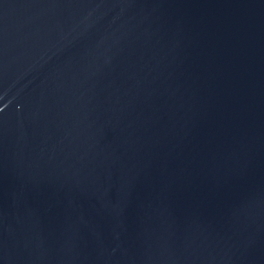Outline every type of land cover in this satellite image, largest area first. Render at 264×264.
I'll list each match as a JSON object with an SVG mask.
<instances>
[{"label": "water", "instance_id": "1", "mask_svg": "<svg viewBox=\"0 0 264 264\" xmlns=\"http://www.w3.org/2000/svg\"><path fill=\"white\" fill-rule=\"evenodd\" d=\"M0 264H264V0H0Z\"/></svg>", "mask_w": 264, "mask_h": 264}]
</instances>
